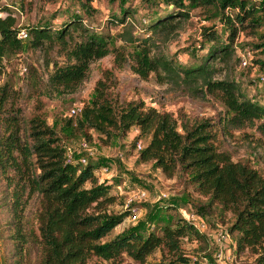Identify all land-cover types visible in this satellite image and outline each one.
Returning a JSON list of instances; mask_svg holds the SVG:
<instances>
[{"label": "trees", "instance_id": "trees-1", "mask_svg": "<svg viewBox=\"0 0 264 264\" xmlns=\"http://www.w3.org/2000/svg\"><path fill=\"white\" fill-rule=\"evenodd\" d=\"M127 1L131 0H117L120 23L132 11L130 5L122 7ZM144 1L157 5L144 29L165 32L178 27L180 19L188 16V8L214 5L221 14L223 40L218 41L220 31L216 27L202 26L201 36L212 42L200 63L183 66L162 54L150 55L142 39L131 52L126 51L130 70L141 78L153 71L160 81L197 84L230 112L220 124L223 129L256 122L255 128L264 135V104L243 95L234 79L212 78L211 65L207 63L209 58H224L233 52L239 29L264 25V6L255 0ZM233 6L237 9L231 15L225 13L226 7ZM174 17L177 19L173 20ZM81 22L74 15L56 29L50 24L30 29L32 46L57 42L66 54V61L55 65L49 74V82L54 86L79 83L92 59L116 51L108 46L107 36ZM72 30L78 31L77 39H73ZM16 31L11 15L0 17V56L22 48ZM124 39L136 40L130 34ZM259 45H264V39L255 47ZM114 58L119 63L126 59L116 53ZM7 96L6 85L0 84L3 114L0 116V176L6 189L8 218L4 223L8 233L5 239L12 245L11 257H3L0 264H86L91 256L107 264H120L123 255L137 264H148L146 257L155 249L165 264H198L195 255L182 249V239L196 241L204 248L209 242L208 235L198 232L182 215L172 224L161 225L158 232L150 229L143 233L129 226L111 234L128 210L108 208L114 197L108 193L109 185L96 177L98 164L89 160L81 163L78 157L66 159L67 148L54 127L40 114H33L22 123L17 107L4 109ZM70 116L63 119L61 129L70 127L71 131L85 132L92 129L109 137L111 130L124 132L136 126L139 134H148L147 141L137 149L138 158L153 161L166 177L186 174L187 183L203 196L192 203L191 210L206 221L208 229L217 223H227L234 255L247 253L251 256L250 264H264V176L254 164L232 158L227 150L214 143L213 121L177 118L168 111L144 106L142 100L118 103L101 79L96 80L93 94L82 104L80 114ZM261 141L264 145V139ZM33 193L38 203L37 234L22 228L24 204ZM29 235L35 242L32 260L28 256Z\"/></svg>", "mask_w": 264, "mask_h": 264}, {"label": "rangeland", "instance_id": "rangeland-1", "mask_svg": "<svg viewBox=\"0 0 264 264\" xmlns=\"http://www.w3.org/2000/svg\"><path fill=\"white\" fill-rule=\"evenodd\" d=\"M126 5H130L132 11L126 13L124 23H120L117 21V17L121 15L117 0H0V17L11 15L13 25L17 29L25 28L28 32V37L21 39L23 46L20 50L0 56V84H5L8 90L4 109L17 107L24 124L33 114H40L48 125L54 127L67 148L66 152L72 157L86 155L87 160L97 163L96 177H102L109 185L108 193L114 197L113 202L108 205L110 210L127 209L126 200L130 193L136 190L145 191L143 198L133 201L138 208L137 218L131 220L127 215L124 216L111 230V234L129 226L143 233L150 229L158 232L161 225L172 224L179 215L191 211L192 203L203 196L196 193L187 183L186 174L182 177H166L153 161H142L138 158V148L135 145L140 141L142 146L147 141L148 134H139L136 126H131L124 132L111 130L109 137L92 129L86 132L71 131L70 127L61 129L63 119L70 116L69 108L76 103L84 104L90 99L97 79L103 80L112 99L118 103L142 100L144 106L168 111L177 118H186L189 121L209 118V121L215 123L212 127L214 143L227 150L232 158L254 164L264 176V145L261 141L264 135L255 128L256 122L240 127L226 126L223 129L220 124L223 117L228 116L230 112L219 100L204 93L199 85H185L167 79L160 81L153 71L141 78L130 70L129 59L125 57L126 51L131 52L134 45L144 39L150 55L162 54L172 59L176 65H196L203 60L212 42L201 36L202 26L216 27L220 31L218 41L223 40L224 28L220 23L219 10L215 9L214 5L207 8L190 7L186 18L180 16L182 19L178 27L172 32H165L144 29L147 19L157 8L156 3L131 0L125 2L122 7ZM74 15L81 18L85 27L107 36L108 46L116 51L92 59L86 76L79 83L54 86L49 82V74L55 65L66 61V54L57 42H43L32 46L30 29L40 24H50L52 29H56L62 21ZM76 33L77 30H72L73 39L79 37ZM263 33L261 26L241 28L237 32L234 50L228 57L217 56L207 60L211 65L212 78L234 79L243 95L262 104L264 81L258 80L257 75L264 74V45L255 47V44L264 39ZM129 34L136 40L126 41L124 37ZM114 53L121 54L126 59L119 63L116 61L118 57L114 58ZM240 54L247 57L244 65L240 64ZM81 141L86 142L91 154L87 155L81 148ZM103 165L108 167L106 172L99 171ZM5 202L6 189L0 176V260L3 257L10 258L12 252L9 239H5L8 233L4 223L8 218ZM37 206V198L33 193L27 198L23 208L22 228L25 232L37 234ZM216 226L226 227L227 223H217ZM213 229L206 231L209 242L204 248L196 241L185 238L181 242L182 249L199 260L203 257L211 260L215 249L210 240ZM30 237H27L28 256L32 260L35 242ZM250 261L251 256L242 253L239 256L234 255L233 264H250ZM146 262L165 264L157 249L147 255ZM86 264L107 263L91 256ZM120 264L137 262L123 255Z\"/></svg>", "mask_w": 264, "mask_h": 264}, {"label": "built area", "instance_id": "built-area-1", "mask_svg": "<svg viewBox=\"0 0 264 264\" xmlns=\"http://www.w3.org/2000/svg\"><path fill=\"white\" fill-rule=\"evenodd\" d=\"M257 3H261L264 6V0H255ZM237 9L236 6L233 7H226L225 13L231 15L232 11ZM264 29V25L261 26ZM28 36V32L25 28H19L16 31V37L19 39H25ZM247 57L244 54H240V64L244 65L247 62ZM258 80L264 81V74L257 75ZM82 109L81 103H76L69 108V115H79ZM81 148L86 151V154H91L90 151L87 149V144L85 141H81L79 143ZM136 148H140L141 144L140 141L136 143ZM71 154L66 152V159H71ZM81 163L87 161L86 155L78 157ZM108 167L103 165L100 167L99 171L106 172ZM98 180H102V177H98ZM145 196L144 190H136L132 191L126 200V207L128 210L127 216L131 220H135L138 216V208L133 204L135 199L143 198ZM198 232H206L208 230V225L206 221L196 215L192 210L182 215ZM210 240L215 246V249L212 254V259L209 260L206 257H203L201 260L198 261V264H233L234 261V254H233V241L231 236L229 235L227 228L223 226H216L214 227L212 234L210 236ZM194 259L195 257L192 256Z\"/></svg>", "mask_w": 264, "mask_h": 264}, {"label": "crops", "instance_id": "crops-1", "mask_svg": "<svg viewBox=\"0 0 264 264\" xmlns=\"http://www.w3.org/2000/svg\"><path fill=\"white\" fill-rule=\"evenodd\" d=\"M180 264H188V263H180Z\"/></svg>", "mask_w": 264, "mask_h": 264}]
</instances>
